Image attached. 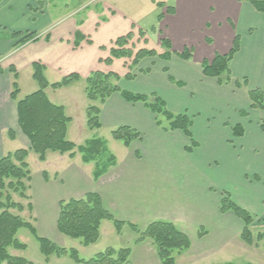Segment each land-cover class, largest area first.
Returning <instances> with one entry per match:
<instances>
[{
	"label": "crops",
	"instance_id": "obj_1",
	"mask_svg": "<svg viewBox=\"0 0 264 264\" xmlns=\"http://www.w3.org/2000/svg\"><path fill=\"white\" fill-rule=\"evenodd\" d=\"M73 2L0 1V159L13 153L6 148L7 142L21 140L24 149L30 148V142L18 126L16 101L10 97L14 79L10 68L16 70L18 77L21 71H25L33 79L34 63L45 67L44 75L50 84L59 83L71 74L81 77L79 81L61 89L45 90L49 101L63 106L66 116L71 118L67 139L77 146L84 145L85 131L82 129L81 134L70 138L74 120L69 114L68 105H76L78 98L85 108V79L94 72L116 73L122 78L117 84L122 90L156 95L173 114H187L193 121L192 134L199 146L193 153H187L185 147L190 140L181 131H164L157 125L156 116L143 104L128 103L119 93L113 94L100 106L102 128L94 132L107 128L112 133L117 128L127 126L141 134V141H134L129 148L124 146L127 151L125 160L115 157V166L98 181L93 178L95 162L83 163L80 153L70 158L68 154L49 151L46 161L41 162L45 168L35 185L33 205L40 214L39 221L45 230L41 235L54 243H57V239L61 240L62 235L57 230L60 202L96 193L101 197L105 209L117 220L134 224L142 231L152 222L163 220L172 222L189 237L191 233L198 234V239L203 229L207 236L202 238L218 232L223 241L217 246L227 244L232 232L228 226H234L235 216L219 211L224 193L221 189L225 184L218 177L211 183L206 182L210 183L206 186L202 187L201 184L206 178L205 171L212 168V163L216 164L217 172L225 173V181H228L229 175L232 177L250 160L257 156L264 159V131L261 128L264 111L251 110L248 96L249 91L255 89L264 92V14L257 12L249 3L242 8L244 27L239 26L236 30L241 39V48L231 62L233 82L229 85L219 86L216 79L205 77L201 64L205 59H212L215 53L229 52L234 39L228 49L216 48L199 60L195 59L194 53L190 60L176 55L168 61L158 57L145 58L134 71L136 78L127 81L124 77L129 72L131 60L114 59L112 64L105 63L118 38L133 33L130 46L134 47L135 52L148 49L155 50L159 55L165 52L161 40L169 39L173 51L182 53L191 44L186 37L182 40L181 36H178L181 42L178 43L172 35L173 31H181L184 35L186 30H190V23L199 17L200 11L208 9L211 3L208 0H180L170 6L165 1L142 0L139 12L143 14L137 17L121 12V0ZM157 3L165 5L156 9ZM169 7L174 9L173 13L167 11ZM147 13L153 16L152 22L142 21ZM161 14L163 18L159 20ZM139 31L145 34L143 40L139 37ZM15 33L21 36L13 38ZM28 35L34 39L15 47ZM208 44L215 46L212 41ZM146 70L149 72L140 73ZM49 77L61 80L50 81ZM244 79L248 80V84L238 89L235 81L243 85ZM80 86L84 96L80 95ZM38 90L39 87H34L31 93ZM75 90L78 91L77 97L72 93ZM58 92H69L70 99L64 100L63 96L57 98ZM237 125L245 130L243 137L234 136L233 127ZM10 130L15 133L14 139L9 137ZM204 145H207L206 149ZM245 146L248 148L246 151ZM206 155L210 156V161L205 158ZM30 156L31 153L28 158ZM47 167H50V171ZM44 173L48 180L44 179ZM242 178L243 182L251 183L247 175ZM257 183L264 190V183ZM249 200L258 206V210L249 211L264 225V191L258 197H249ZM109 223H102L101 238L104 227ZM124 229L131 230L128 225L123 226L122 233ZM115 232L117 234L116 229ZM122 233L117 235L121 236ZM137 238L136 234L135 240ZM137 244H147V248L157 253L151 240ZM199 248L192 243L185 253L203 251Z\"/></svg>",
	"mask_w": 264,
	"mask_h": 264
},
{
	"label": "trees",
	"instance_id": "obj_2",
	"mask_svg": "<svg viewBox=\"0 0 264 264\" xmlns=\"http://www.w3.org/2000/svg\"><path fill=\"white\" fill-rule=\"evenodd\" d=\"M238 1L249 3L257 12L264 14V0ZM39 5L40 7L43 6L41 1H39ZM164 5V3H158L160 7H164ZM167 11L173 13L174 9L169 7ZM162 18L163 15L161 14L159 20H162ZM140 34L144 35L142 31H140ZM12 36L17 39L21 34L15 33ZM133 37V33H128L118 38L110 49V57L105 61L107 64H112L114 59L131 60V64L128 65L129 72L124 77L127 81L136 78L134 71L145 58L158 57L166 61L175 55L183 60L193 58V49L187 48L182 53H177L173 51L172 42L169 39L161 40V45L165 50L163 54L159 55L155 50L148 49H140L135 52L134 47L130 46ZM33 39L32 35H28L21 39L15 47L26 44ZM206 41L211 43L210 39ZM240 48L241 39L240 36L236 35L229 52L225 54L215 53L212 59L203 60L201 64L203 75L207 78L216 79L219 86L231 84L233 76L230 66ZM33 69V79L38 83L39 90L19 100L18 73L12 67L10 68V72L14 74L10 97L13 101H16L18 126L30 142V148L19 149L0 159V264H33L23 257L11 254V250L21 252L27 250V246L17 238L21 229H27L31 233L38 242L40 251L46 257V261L53 255H68L76 264H129L130 248H123L118 251L108 248L94 258L84 260L80 258L76 249L67 250L42 237L37 228L21 216L25 211V206L16 202L15 197L23 201H32L28 194V191L31 190L32 174L27 163V158L31 152L38 156L40 162L46 161V155L49 151L61 155L68 154L70 158H74L77 153H80L83 163L96 162L93 173L95 180L106 174L116 164V158L113 155H107V144L100 139L92 140L83 146H77L69 141L67 139V129L71 118L66 116L63 106L54 105L45 94L47 88L61 89L75 81H79L81 77L78 74H71L64 77L59 83L50 84L44 75L45 67L43 65L34 63ZM165 71L168 72L167 69ZM148 72L147 70L140 71L144 74ZM121 79L116 73L105 74L102 72H94L85 79V94L90 102L87 108L90 130L95 131L102 128L100 106L104 105L113 94L119 93L128 103L143 104L156 116L157 125L164 131H181L190 140V144L185 147L187 153L191 154L198 148L199 144L194 140L192 134L193 121L187 114H173L168 110L166 103L156 95L134 94L122 90L117 85ZM247 84V79L243 80V85L240 81H235V86L238 89ZM248 96L251 102V110L264 111V92L261 89L249 91ZM160 116L164 117L168 124L163 125V122L159 119ZM261 128L264 131V120L261 123ZM233 132L236 138L243 137L245 134V130L240 125L233 127ZM8 134L11 139L15 138V133L12 130ZM111 135L114 140L122 142L126 148H129L134 141H141L142 139L137 130L127 126L117 128L112 131ZM43 177L48 180L46 173L43 174ZM27 209L32 213L34 211L33 204L29 203ZM219 211L221 214L232 212L243 223L240 238L246 245L254 247L264 242V232H259L256 237L253 233L256 218L237 205L230 194L223 193ZM104 221L113 223L119 234L123 226L128 225L138 235L136 243L151 240L161 264H176L177 257L190 250L192 246L190 237L172 222L155 221L142 231L134 224L117 220L105 209L101 197L96 193H88L81 199L61 201L59 204V217L57 220L59 234L72 240H80L85 247L92 246L99 241L101 226ZM205 234L206 232L202 230L199 237L202 238Z\"/></svg>",
	"mask_w": 264,
	"mask_h": 264
},
{
	"label": "rangeland",
	"instance_id": "obj_3",
	"mask_svg": "<svg viewBox=\"0 0 264 264\" xmlns=\"http://www.w3.org/2000/svg\"><path fill=\"white\" fill-rule=\"evenodd\" d=\"M66 1L67 0H60V2H58L57 0H55L56 4H63ZM73 1V4H75L77 0ZM158 1H165L168 5L172 6V4H176V2L180 0ZM208 1L211 3L210 7L208 9L203 8L200 11V15L199 17H197L196 21L190 23V30H186L188 33L186 32L184 35H182L181 31L175 30L172 34L173 37L177 39V41L178 36H181L182 40L183 38L185 39V37L189 40L191 46H189L188 48L193 49L195 59L197 60L204 58L216 48H219L220 50L228 49L235 36H239L236 31L237 28L239 29V26L240 28L244 27L245 20L242 15V8L247 4L246 2H239L238 0ZM139 4H142V0H121L119 8L121 12H123V14L126 16L135 15L139 17L143 14V12H139ZM159 7L160 6L156 7V9H158ZM227 17L230 18L229 21L226 20ZM152 18L153 16L150 13H147L142 21L147 23L152 22ZM139 37L143 40L145 34L141 35L139 31ZM207 39H210L215 44V46L213 47L206 43ZM178 43L181 42L178 41ZM176 45L179 44L176 43ZM126 65H128V63H126ZM121 69H123V66L121 67ZM18 78H20L18 79L19 81H17L20 89V93L18 96L19 100H22L29 94H32L31 92L34 91V87H39L38 83L34 81L32 77L25 71H21ZM49 80L56 81L58 79L49 77ZM80 87V95L82 94L84 96L82 86ZM77 92V90H75V92L72 91V93L76 95V97L78 96ZM68 93L69 92H58L57 98L63 96L64 100H68L70 99V95ZM84 98L85 108H83L82 100H78V98V103L76 105H74V103L68 105L69 114L73 117L74 120V124L71 126L72 131L69 135L70 138H75V136L78 135V133L81 134L80 131L84 129V145H87L92 140L100 139L107 144V155H113L119 160L124 161L125 154L127 153L126 148L124 147V144L122 142L116 141L112 138L111 131L109 129L104 128L100 132H94L88 127L87 108L90 102L86 96H84ZM159 119L163 122V125L168 124L167 120L164 117L160 116ZM22 144L23 143L21 140H18L14 143L7 142L6 148H9L12 152H15L16 150L23 149ZM204 147L206 149L207 145H204ZM244 148L245 151L248 150L246 146ZM257 155L258 154H256V156ZM205 158L210 161L209 155H206ZM259 159H261V161H258ZM27 163L29 164V168L32 174L31 190L28 191V194L32 198V201H23L18 197H15V201L25 206V211L21 214V216L26 221L32 223L33 226L37 228L38 233L41 235L45 230L41 226V222L39 221L40 214L35 210L31 213L27 209V206L29 203L35 205V185H37V181L40 179L41 172L44 170L45 166L39 161L38 156L33 152H31V156L28 158ZM215 166L216 164L212 163V168L205 171L204 175L206 176V178L203 179V184H201V186L203 187L210 184L216 177H218V180H223L225 184V187L221 189L222 192L230 194L232 200L237 205L244 208L248 212H250L249 210H258V206H256L252 200H249V197H258L264 191L262 188L263 186L257 183H264V159L257 156L254 159L250 160V162L246 164L242 169L237 170L238 172L235 171L232 177L231 175H229L228 181H225V173L223 174L220 170H218L217 172ZM47 168L48 171H50V167ZM244 175L248 176L251 181L250 184L243 182L242 176ZM208 181H210V183H206ZM14 213L17 214L16 211H14ZM250 213L253 215L252 212ZM231 214L232 212H229L227 215L230 216ZM234 219V226L228 224V228H230L232 232L229 236L227 244H224L223 246H217L220 244V242L223 241L218 232H214V234L207 238L200 239H198V234L191 233L190 239L192 243L195 245V247H200L198 250L203 251L195 250L193 254L185 253L183 255H180L176 259V264H264V242L260 243L259 246L254 247H249L248 245H246L240 238L243 223L236 217H234ZM239 223H241L242 225L241 228H239ZM107 225L103 229L102 238L100 231V241L92 246L85 247L82 245L80 240H72L64 236H62L63 238H60L61 240L57 239L56 244L57 246L66 248L67 250L76 249L79 252L80 258L84 260H90L94 258L97 254L104 252L108 248H113L117 251L123 248H130L131 255L129 257V264H161L157 253L153 249L149 247L147 248V244L139 245L136 243V233L134 231L124 229L123 233L121 231L122 235L119 236L121 233H117L119 235L116 234L115 228L112 223H109ZM203 230L206 231L205 229ZM259 232H264V225L261 221L256 220L255 225L253 226V233L255 237ZM205 236L207 235L205 234L204 237ZM17 238L21 243L27 246V250L22 252L11 250V254L14 256L23 257L33 264H76L68 255H53L48 259V261H46V257L40 251L38 242L34 239V237L27 229H21L17 235ZM137 245L139 246L137 247ZM201 246L203 248H201Z\"/></svg>",
	"mask_w": 264,
	"mask_h": 264
}]
</instances>
